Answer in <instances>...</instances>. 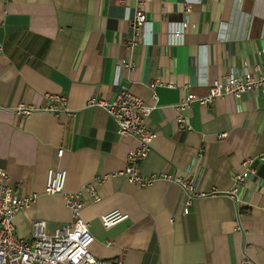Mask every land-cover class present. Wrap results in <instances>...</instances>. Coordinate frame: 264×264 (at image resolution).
<instances>
[{
    "label": "crops",
    "instance_id": "1",
    "mask_svg": "<svg viewBox=\"0 0 264 264\" xmlns=\"http://www.w3.org/2000/svg\"><path fill=\"white\" fill-rule=\"evenodd\" d=\"M137 8L147 16L138 30L129 20ZM256 66L264 73V0L0 1V170L19 196L38 195L16 213V235L28 238L35 219L51 234L73 221L64 194L45 192L49 170H66L67 190L93 182L99 196L81 195L96 258L264 264V87L194 103L191 130L175 120L187 92L205 96L214 80ZM122 88L156 105L142 174L192 180L198 195L188 213L177 182L138 186L120 173L137 141L87 102L94 93L113 100ZM51 94L66 96L75 115L44 110ZM246 156L257 173L233 194ZM113 210L129 217L106 228L101 216Z\"/></svg>",
    "mask_w": 264,
    "mask_h": 264
},
{
    "label": "built area",
    "instance_id": "2",
    "mask_svg": "<svg viewBox=\"0 0 264 264\" xmlns=\"http://www.w3.org/2000/svg\"><path fill=\"white\" fill-rule=\"evenodd\" d=\"M8 1V0H0ZM125 2L127 0H118ZM188 7V6H187ZM135 29L141 28L147 22L146 13L137 8L134 17L129 19ZM176 34H181L180 31ZM125 63L124 66H129ZM262 66H256L255 71H246L241 75L230 73L223 82L214 80L209 84V92L205 96L187 92L176 104V122L179 128L191 130L188 111L194 103L209 105L218 97L232 94L240 98L244 93L256 88L264 87V73ZM163 84V80H157L150 84L152 97L157 99L156 87ZM168 85H172L169 83ZM52 103L43 107L44 110L75 115V112L67 107V97L59 94H51ZM87 106H97L104 109L117 125V132L122 136H130L137 141V146L131 149L126 157L124 170L120 172L127 180L138 186H148L160 177L177 182L185 195L183 212L188 213L192 199L198 195L195 183L190 179H183L169 174L147 176L141 172V164L152 149V143L156 137V131L149 127L148 118L156 105L148 104L142 97L134 94L127 88H122L113 100H107L94 93L88 100ZM32 109V108H31ZM223 135V134H222ZM64 152L58 149V156ZM260 159L264 161V153ZM254 157L246 156L243 159L241 172H233L235 187L234 194L240 184H245L251 175L257 170L252 166ZM102 177L97 179H104ZM66 170L50 169L47 176L45 192L49 194L63 193L66 204L72 209L74 219L71 223L60 226L54 233L46 229V222L35 219L32 222L31 235L21 238L16 235L14 217L17 212L26 209L33 204L38 195L36 193L19 196L15 187L8 183V176L4 170H0V264H122L121 260H104L96 258L91 250L94 236L90 230V223L82 215L83 202L81 195L86 189L94 200H98L93 182L86 184L79 190L66 189ZM129 217L128 213L113 210L101 216L104 227L110 228ZM246 264H254L250 258Z\"/></svg>",
    "mask_w": 264,
    "mask_h": 264
}]
</instances>
